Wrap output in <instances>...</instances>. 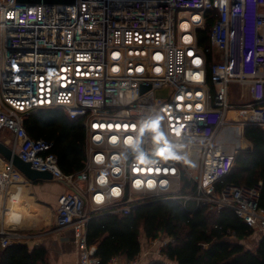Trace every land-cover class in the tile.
Returning <instances> with one entry per match:
<instances>
[{
	"label": "built area",
	"instance_id": "obj_1",
	"mask_svg": "<svg viewBox=\"0 0 264 264\" xmlns=\"http://www.w3.org/2000/svg\"><path fill=\"white\" fill-rule=\"evenodd\" d=\"M207 19L214 22L204 48L198 31ZM234 82L251 102H229ZM42 108L81 119L79 172L64 173L53 143L26 131L24 115ZM231 110L245 114L228 117ZM247 125L264 129V0H0V143L67 186L55 223L74 230L79 264L101 263L86 240L92 217L157 200L229 209L264 232L259 185L222 184L249 148H241ZM183 177L191 188L181 192ZM25 180L0 154V188ZM4 222L0 246L19 243ZM142 236L160 255L174 242L164 232Z\"/></svg>",
	"mask_w": 264,
	"mask_h": 264
},
{
	"label": "trees",
	"instance_id": "obj_2",
	"mask_svg": "<svg viewBox=\"0 0 264 264\" xmlns=\"http://www.w3.org/2000/svg\"><path fill=\"white\" fill-rule=\"evenodd\" d=\"M213 22L214 19H207L205 28L198 31L199 45L204 48L209 47ZM212 57L208 52V65ZM23 125L32 138L53 143L52 152L64 173L82 170L85 130L81 119H71L61 109L42 108L24 115ZM243 137L251 149L237 153L222 184L259 185L258 205L264 209V129L247 125ZM190 185L183 177L181 192L188 191ZM159 232L171 235L174 242L162 249L168 261L149 264H264V235L254 249L246 248L239 240L251 235L252 229L233 211H187L178 200L171 199L146 203L126 215H96L87 223L86 240L88 245H95L94 254L100 258V264H107L113 256L135 259L141 250L140 234L154 238ZM0 264H48L47 250L42 246L30 249L22 243L0 246Z\"/></svg>",
	"mask_w": 264,
	"mask_h": 264
},
{
	"label": "crops",
	"instance_id": "obj_3",
	"mask_svg": "<svg viewBox=\"0 0 264 264\" xmlns=\"http://www.w3.org/2000/svg\"><path fill=\"white\" fill-rule=\"evenodd\" d=\"M245 142L250 150V143L246 140ZM9 188L11 190H17L20 194L19 207L22 212V221L20 224L17 222L18 224L15 226H22L25 221V226L17 229L22 235L19 243L26 244L30 249L41 246L44 247L47 250L48 264H79L78 247L74 230L71 227L58 229L55 223L58 199L60 195L67 190V186L52 178L51 180H38L35 182L26 179L22 184L14 185L13 188ZM8 189L3 193L4 199L2 198L1 204V208H4L5 212L7 208L6 205L8 204V201L6 202L8 199ZM8 219L9 216L5 213L4 224L7 223ZM143 234L144 233H142V235ZM263 235L264 232L252 230L251 235L239 240V242L248 249H254ZM246 239L250 240L248 244L245 243ZM241 241H244L245 244ZM91 248L94 250L95 245H91ZM155 260L168 261L165 256L162 255L160 257H155V255L150 256L146 254L137 264H149ZM126 263V258L118 256L115 262L109 260L107 264Z\"/></svg>",
	"mask_w": 264,
	"mask_h": 264
},
{
	"label": "rangeland",
	"instance_id": "obj_4",
	"mask_svg": "<svg viewBox=\"0 0 264 264\" xmlns=\"http://www.w3.org/2000/svg\"><path fill=\"white\" fill-rule=\"evenodd\" d=\"M166 93H167L166 90H156V94L157 95H161L162 96V95H166ZM228 98H229V102L232 103L233 105L249 103L252 100L251 95L249 94L247 88L246 87L243 88V86H240L238 83H235V82L229 84V97ZM3 196H4V194H3ZM6 202H7V200H6ZM1 209H0V215H1L0 226L3 225L4 219H2V216H3V213L5 212L4 209H2V210ZM7 224H9V223H6L4 226H7ZM9 225H11V224H9ZM23 226H25V221L22 224V226L19 225V226H14V227H16L17 229H20ZM142 237L143 236H142V233H141L140 234V242H141L142 246H141V253H139L138 258H137V259H139L137 261V263H139L141 261V258L144 255H146V254H149L150 256H152V255L154 256L155 255V257H160L161 255L159 253H156L157 252L156 250H158V248L157 247H150V245L148 246L146 244L145 239H143ZM249 239L245 240L246 244H248L250 242ZM241 242L244 243V241H241Z\"/></svg>",
	"mask_w": 264,
	"mask_h": 264
},
{
	"label": "water",
	"instance_id": "obj_5",
	"mask_svg": "<svg viewBox=\"0 0 264 264\" xmlns=\"http://www.w3.org/2000/svg\"><path fill=\"white\" fill-rule=\"evenodd\" d=\"M26 1V0H20ZM43 2L48 3H64L72 2L73 0H42ZM29 2H40V0H29ZM249 150V148H248ZM0 154L11 161L12 164L26 177L27 180L35 182L38 180H51L52 174L49 171H41L31 167L29 162L23 161L16 153H13L12 150L6 146L4 143H0Z\"/></svg>",
	"mask_w": 264,
	"mask_h": 264
},
{
	"label": "bare ground",
	"instance_id": "obj_6",
	"mask_svg": "<svg viewBox=\"0 0 264 264\" xmlns=\"http://www.w3.org/2000/svg\"><path fill=\"white\" fill-rule=\"evenodd\" d=\"M240 115H244V112H240L237 110H231L228 112V117L232 118H238ZM247 146V143L244 140H241V148H244ZM6 190V189H5ZM5 190L0 188V209H1V204H2V198H3V193H5ZM16 197H15V196ZM20 194L17 192V190H11L10 188L8 189V204L6 205V213L7 216H9V219L7 220V223L17 225L18 223L20 224L22 221V212L19 207L20 200H19ZM18 222V223H17Z\"/></svg>",
	"mask_w": 264,
	"mask_h": 264
}]
</instances>
